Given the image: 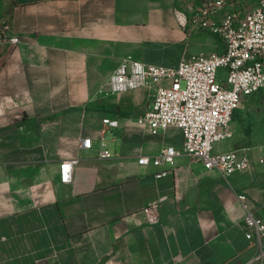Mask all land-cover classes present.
Masks as SVG:
<instances>
[{"label": "crops", "instance_id": "crops-1", "mask_svg": "<svg viewBox=\"0 0 264 264\" xmlns=\"http://www.w3.org/2000/svg\"><path fill=\"white\" fill-rule=\"evenodd\" d=\"M184 4L0 0V18L21 40L0 39V264H264L245 223L249 212L264 222V89L243 100L233 137L215 147L248 156L247 170L223 177L185 155L162 178L166 166L139 158L181 147L183 131L138 126L152 89L103 91L127 56L176 68L184 57L225 53L193 14L180 24ZM257 4L227 0L218 18H243ZM103 150L112 157L100 158ZM73 159L74 180L64 184L61 163Z\"/></svg>", "mask_w": 264, "mask_h": 264}, {"label": "built area", "instance_id": "built-area-1", "mask_svg": "<svg viewBox=\"0 0 264 264\" xmlns=\"http://www.w3.org/2000/svg\"><path fill=\"white\" fill-rule=\"evenodd\" d=\"M193 11L195 28L210 31L226 44L223 54L184 57L176 68L146 64L132 56L124 57L103 91L118 94L132 89L153 90L151 103L136 123L154 134L175 127L183 131L181 147L167 146L154 156H141L139 164L155 167L166 166L155 176L162 178L172 172L176 160L190 156L201 162L206 170L216 171L223 177L247 170L250 159L239 150L215 152L217 144L234 135V112L246 97L264 89V0L245 17L235 13L219 14L226 9L227 0H183ZM187 9V10H188ZM182 26H187L185 10L177 11ZM0 39L17 46L21 40L7 24L0 26ZM227 71L225 81H220V70ZM105 126L116 128L118 120L106 118ZM94 142L83 139L82 149L90 151ZM100 158H111L109 150H103ZM78 159L65 160L60 166V179L64 184L74 180V168ZM246 207L247 197L239 195ZM245 223L250 231L247 239H253L256 230L262 242L260 258H264V222L247 213ZM56 264V263H42Z\"/></svg>", "mask_w": 264, "mask_h": 264}, {"label": "rangeland", "instance_id": "rangeland-1", "mask_svg": "<svg viewBox=\"0 0 264 264\" xmlns=\"http://www.w3.org/2000/svg\"><path fill=\"white\" fill-rule=\"evenodd\" d=\"M187 6H186V3L183 5V9L185 10V13L186 12H188V13H191V14H193L194 15V13H193V11H191V10H189L188 8H186ZM188 9V10H187ZM0 17H2L1 16V11H0ZM6 22H3L2 21V19L0 18V26L1 25H4ZM7 25H9V24H7ZM224 142H226V141H224ZM222 143V142H221Z\"/></svg>", "mask_w": 264, "mask_h": 264}]
</instances>
